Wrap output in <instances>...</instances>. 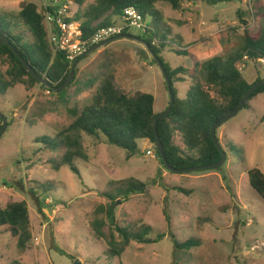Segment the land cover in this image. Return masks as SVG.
Wrapping results in <instances>:
<instances>
[{
  "label": "rangeland",
  "instance_id": "rangeland-1",
  "mask_svg": "<svg viewBox=\"0 0 264 264\" xmlns=\"http://www.w3.org/2000/svg\"><path fill=\"white\" fill-rule=\"evenodd\" d=\"M94 1L85 0L82 10ZM25 3L39 10L58 3L68 7L71 18L79 9L68 0H0V13H18ZM155 9L168 32L160 57L171 70H187L176 76L174 84L180 99L193 84L189 74L195 62L240 46L244 31L240 20L248 24L252 35L264 24V0L214 6L187 2L179 11L159 3ZM145 31L131 29L128 34L139 37ZM151 40L158 47L157 39ZM77 67L79 86L108 70L119 91L128 96L139 92L153 96L157 114L168 107L164 78L141 43L111 42L80 60ZM237 67L250 84L264 79V60H244ZM7 69L6 61L0 60V72ZM97 85L98 80L91 89L78 92L73 84L60 99L26 81L0 97V114L9 123L0 136V209L25 202L32 237L31 246L21 251L17 241L0 228V264H264V200L250 187L247 175L251 168L264 175V93L217 129L226 155L220 169L173 174L160 164L155 145L148 141H138V155L127 160L125 151L108 145L103 137L85 136L88 161L74 162L78 174L68 166L55 169L63 150L40 151L34 140L67 128L73 119L66 107L82 110ZM208 91L218 99L213 89ZM174 143L184 150L180 134L174 135ZM130 180L147 182L148 195H131L128 201L119 197L118 191ZM179 188L192 193H178ZM110 194L116 199L114 215L119 227L138 232L148 226L153 237L157 233L166 237L152 245L130 242L121 257L108 255L103 241L94 237L91 224L95 220L107 224L110 201L105 196ZM172 236L179 242L192 239L199 244L190 251L175 252Z\"/></svg>",
  "mask_w": 264,
  "mask_h": 264
},
{
  "label": "trees",
  "instance_id": "trees-1",
  "mask_svg": "<svg viewBox=\"0 0 264 264\" xmlns=\"http://www.w3.org/2000/svg\"><path fill=\"white\" fill-rule=\"evenodd\" d=\"M68 1L77 5L79 9L67 21L79 22L81 39L86 41H90L97 30L120 24L126 9L134 8L139 12L147 28L139 37L149 44L150 49L163 63L174 95L171 111L161 117L157 123L159 139L164 147L168 164L174 169L182 170L217 163L221 159V154L210 135L212 126L234 110L255 83L264 80L258 78L250 84L243 78L237 67L244 60H264V24L253 36L248 30V24L240 20L244 27L240 46L221 56L195 62L193 72L189 74L193 84L187 90L185 98L180 99L176 94L174 84L177 82L176 76L185 75L187 70L184 68L171 70L160 57L168 32L161 25L160 15L155 6L162 3L174 11H179L187 2L201 1L214 6L242 0H95L84 10L82 6L85 0ZM47 10L51 11V7ZM44 11V8L39 10L33 3H25L22 4L18 13H0V35L9 42L27 67L54 88H59L66 83L72 64L67 61L64 53L56 50L49 41L44 24ZM261 12L264 18V10L262 9ZM160 37L163 42L160 41ZM152 38L157 39L158 47L153 44ZM92 46L94 45H88L87 50ZM177 54H186V52L177 51ZM3 59L8 64V69L4 73L0 72V97L15 84H23L27 81L30 86L40 85L49 94L63 99L73 84L77 86L78 92H83L91 89L98 80L95 93L88 105L80 111L77 108L66 107L73 119L67 128L55 136L42 135L34 140V143L39 145L40 151L56 153L63 150L59 164L54 166L55 169L68 166L73 173L78 174L74 162L88 161L83 147V136L95 140L103 137L108 145L125 151L127 160L138 155V141L145 140L155 145L153 125L158 114L153 110V96L141 92L134 96L124 94L116 88L111 71L104 70L99 79L88 80L84 85L79 86L76 81L79 72L76 65L72 83L63 90L54 92L35 80L22 61L5 45L0 46V60ZM208 88L214 90L218 99L211 97ZM262 93H264V86L257 88L248 97L243 109L248 108L249 101ZM263 121L264 115L261 118V122ZM1 126L2 121L0 120V128ZM6 126L8 127L9 123ZM176 133L181 135L184 150L174 143ZM155 151L156 158L164 166L156 148ZM220 168L221 166L216 169ZM247 175L250 187L264 200L263 173L258 168H251ZM149 189L147 182L130 180L118 191L117 195L123 197L124 201H128L131 195H148ZM176 191L187 196L192 193L182 188ZM105 198L110 201L106 210L107 224L102 220H95L91 224V229L94 237L103 241L111 257H121L130 242L152 245L161 242L166 237L164 233H157L153 237V230L148 226L142 227L138 232L119 227L114 215L115 196L110 194ZM163 213L166 223L170 224L166 209ZM29 226L28 207L25 202L10 203L0 209V228H4L5 232L17 241V247L21 251L31 246L32 237ZM104 226H108L107 230H104ZM172 240L175 252L190 251L199 244L198 241L192 239L179 242L174 236Z\"/></svg>",
  "mask_w": 264,
  "mask_h": 264
},
{
  "label": "built area",
  "instance_id": "built-area-1",
  "mask_svg": "<svg viewBox=\"0 0 264 264\" xmlns=\"http://www.w3.org/2000/svg\"><path fill=\"white\" fill-rule=\"evenodd\" d=\"M69 3L71 2L69 1ZM48 7H51V11L47 10ZM44 10V24L47 29L48 39L56 50L64 53L70 64L80 58L87 51V46L90 44L96 45L115 36L128 34L131 29H136L140 32L146 29V23L139 12L134 8H129L124 11L120 24L103 27L97 30L90 41H86L81 39L82 34L79 29V23L67 21L71 19L67 12V6L51 3ZM147 153L151 155V152Z\"/></svg>",
  "mask_w": 264,
  "mask_h": 264
},
{
  "label": "water",
  "instance_id": "water-1",
  "mask_svg": "<svg viewBox=\"0 0 264 264\" xmlns=\"http://www.w3.org/2000/svg\"><path fill=\"white\" fill-rule=\"evenodd\" d=\"M120 39H125V40H129V41H134L137 43H141L142 45L145 46L146 50L149 52L150 56L152 57V59L154 60V62L156 63V65L159 68L160 73L162 74L164 81H165V85H166V90L168 92L169 95V104L168 107L166 109V111L158 114L155 119H154V125H153V134H154V140H155V148L157 150V153L161 159V162L163 163L164 167L173 174H184V173H192V172H198V171H204V170H212V169H216L218 167H220L226 160V155L222 150V147L216 137V130L222 125L224 124L226 121H228L229 119L233 118L234 116H236L243 108H244V104L245 101L248 99V97L255 92V90L261 86H264V80L255 83L250 89L249 91L246 93V95L243 97V99L241 100V102L238 104V106L232 110L229 114H227L220 122H218L217 124H215L214 126H212L211 130H210V135L212 138V141L215 145V147L218 149V151L221 154V159L212 165H208V166H200V167H194V168H189V169H182V170H177L174 169L172 166H170L167 162L166 156H165V152H164V147L159 139V135H158V130H157V123L159 121V119L165 115H167L170 111L171 108L173 106L174 103V95L172 92V88H171V82L168 78L167 72L163 66V63L161 62V60L159 59V57L154 54V52L150 49L149 44L142 40L141 38L132 36L130 34H123V35H118L115 36L113 38H110L108 40H105L101 43H98L94 46H92L90 49H88L80 58L76 59L72 65H71V70H70V74L69 77L66 81V83L59 88H54L50 83H48L46 80L40 78L33 70H31L29 67H27V64L19 57V55L14 51V49L12 48V46L9 44V42L0 35V46L5 45L8 48H10L13 53L15 54V56L17 58H19V60L22 61L24 67L26 68V70L29 72V74L35 79L37 80L40 84H42L43 86H45L46 88H48L49 90H52L54 92H59L61 90H63L64 88H66L69 83L71 82V80L74 78V69L76 67V65L78 64L79 60L82 58H85L86 56H88L89 54L97 51L99 48H102L105 45H108L111 42L120 40ZM0 120L2 121V126L0 128V136L3 134L7 122H6V118L0 114ZM74 264H80L78 261H76Z\"/></svg>",
  "mask_w": 264,
  "mask_h": 264
}]
</instances>
